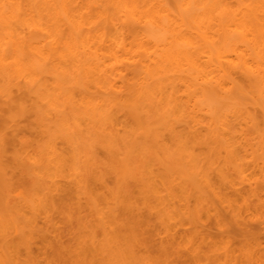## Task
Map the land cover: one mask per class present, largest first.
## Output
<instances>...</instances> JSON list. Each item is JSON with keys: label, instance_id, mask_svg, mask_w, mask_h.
<instances>
[{"label": "clouds", "instance_id": "clouds-1", "mask_svg": "<svg viewBox=\"0 0 264 264\" xmlns=\"http://www.w3.org/2000/svg\"><path fill=\"white\" fill-rule=\"evenodd\" d=\"M0 264H264V0H0Z\"/></svg>", "mask_w": 264, "mask_h": 264}]
</instances>
